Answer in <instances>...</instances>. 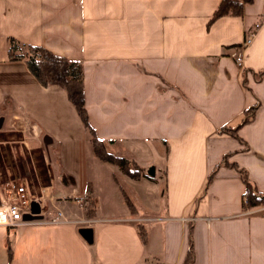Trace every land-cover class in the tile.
Here are the masks:
<instances>
[{
    "label": "crops",
    "instance_id": "crops-1",
    "mask_svg": "<svg viewBox=\"0 0 264 264\" xmlns=\"http://www.w3.org/2000/svg\"><path fill=\"white\" fill-rule=\"evenodd\" d=\"M219 1L0 0V116L59 143L43 191L76 208L52 200L69 222L0 226V264H264V205L242 208L241 179L264 193V0L209 22ZM8 37L80 63L105 150L153 168L149 178L121 171L131 208L111 169L100 202L105 162L77 111L45 67L8 59Z\"/></svg>",
    "mask_w": 264,
    "mask_h": 264
},
{
    "label": "trees",
    "instance_id": "trees-1",
    "mask_svg": "<svg viewBox=\"0 0 264 264\" xmlns=\"http://www.w3.org/2000/svg\"><path fill=\"white\" fill-rule=\"evenodd\" d=\"M251 0H220L218 6L212 12L209 22L223 15H239L241 14V6L243 3ZM264 15L262 16V18ZM7 57L9 60H26L29 63L30 70L36 73V69L32 63H37L46 68V71L53 76L54 80L63 88L68 101L77 111L85 134L90 143L93 154L102 162H107L116 165L124 174L132 179H138L141 176L149 178L148 174L143 173L133 161L123 157L113 156L108 153L103 145L102 140L98 139L88 123L87 113L83 103V87L81 76V65L78 61L68 59L52 53L46 48L39 45H23L19 44L15 39L7 38ZM31 64V65H30ZM264 75V72L261 73ZM255 105L245 110L244 116L240 123H245L249 120ZM210 176V175H209ZM209 176L207 178H209ZM241 179L245 185L243 197L245 202L242 205L243 209L253 206L264 205V193L255 191L251 183L246 179L245 174L241 172ZM208 180V179H207ZM124 197V196H123ZM83 200L88 202V195L85 193ZM127 207L131 208L129 201L124 197ZM141 235V231H137ZM190 260L189 255L185 259L186 264Z\"/></svg>",
    "mask_w": 264,
    "mask_h": 264
},
{
    "label": "rangeland",
    "instance_id": "rangeland-1",
    "mask_svg": "<svg viewBox=\"0 0 264 264\" xmlns=\"http://www.w3.org/2000/svg\"><path fill=\"white\" fill-rule=\"evenodd\" d=\"M45 136L49 137V135L45 133H35L26 127L21 128L19 125L9 122L4 118L0 127V191L2 184L7 181L22 182L30 192L35 194H39L41 190L43 191L45 186L50 184L49 179H51V174L53 173V166L58 163L55 158V153L56 151H59L60 145L56 141L45 144L43 142ZM88 148L90 150V144H88ZM101 164L102 165L99 167L100 172H98L99 181L96 186V189H99L98 194L99 199L101 197L100 202L104 203L106 197L105 192L110 185V183L108 184L107 175L113 171L115 174V180H113L112 184H116V190L117 194L120 196L122 208H125L126 205L124 199L117 185L122 190L127 191V189H130L127 184L128 181L122 175L121 170L117 166L111 165L107 162ZM94 168L95 163L89 161V179L90 176L91 179L93 178L92 172ZM63 189L64 188L62 187V190ZM43 194L45 196L52 195L54 192L43 191ZM52 200L57 201L58 199L52 198ZM58 202L60 203L56 205L64 211H75L76 209L75 206L71 207L72 205L68 203H62L61 199H59ZM46 207L50 208L48 202H46ZM120 207V204H114L113 208L117 211ZM143 211L144 212H141L140 214H152L146 213L148 211L145 210L144 207ZM77 212L79 211L77 210ZM0 236H4V233L1 231Z\"/></svg>",
    "mask_w": 264,
    "mask_h": 264
},
{
    "label": "built area",
    "instance_id": "built-area-1",
    "mask_svg": "<svg viewBox=\"0 0 264 264\" xmlns=\"http://www.w3.org/2000/svg\"><path fill=\"white\" fill-rule=\"evenodd\" d=\"M252 33L245 36L241 47L247 45ZM235 63L240 66V53L233 54ZM36 202L39 211L37 214L31 212V204ZM46 202L50 208L46 207ZM25 215L32 216L26 220ZM69 222L63 213L52 207V197L44 195L41 190L39 194L32 193L22 182L7 181L1 186L0 191V226L16 227L29 224H60Z\"/></svg>",
    "mask_w": 264,
    "mask_h": 264
},
{
    "label": "water",
    "instance_id": "water-1",
    "mask_svg": "<svg viewBox=\"0 0 264 264\" xmlns=\"http://www.w3.org/2000/svg\"><path fill=\"white\" fill-rule=\"evenodd\" d=\"M2 121H3V118L0 116V127L2 125ZM43 142L45 144H48L50 143V138L48 136H45L43 138ZM147 174L149 175H152L153 174V168L152 167H149L148 170H147ZM39 211V208H38V204L36 202H33L31 204V212L33 214H37ZM24 219L26 220H29L32 218V216L30 215H25L23 217ZM77 233L81 236V238L87 243V244H91L92 242V229L91 227H88V226H81V227H78L77 228Z\"/></svg>",
    "mask_w": 264,
    "mask_h": 264
}]
</instances>
